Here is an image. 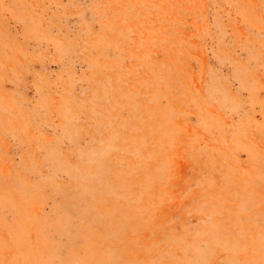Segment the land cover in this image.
<instances>
[{
  "label": "rangeland",
  "instance_id": "rangeland-1",
  "mask_svg": "<svg viewBox=\"0 0 264 264\" xmlns=\"http://www.w3.org/2000/svg\"><path fill=\"white\" fill-rule=\"evenodd\" d=\"M0 264H264V0H0Z\"/></svg>",
  "mask_w": 264,
  "mask_h": 264
}]
</instances>
